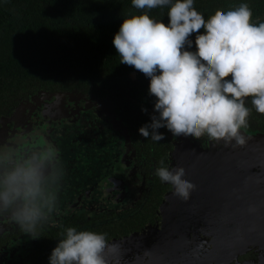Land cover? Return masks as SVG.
I'll return each instance as SVG.
<instances>
[{"label":"clouds","instance_id":"9594fccd","mask_svg":"<svg viewBox=\"0 0 264 264\" xmlns=\"http://www.w3.org/2000/svg\"><path fill=\"white\" fill-rule=\"evenodd\" d=\"M171 0H132L136 9L163 7ZM169 23L147 12L124 18L113 45L120 63L150 78L149 93L158 115L139 128V134L162 141L166 127L173 136H204L225 146H244L251 97L256 112L264 114V21L252 23L248 4L218 9L205 20L194 0H176L167 13ZM203 29V33L200 30ZM195 39L197 50L189 51ZM230 77V79H229ZM147 112V109H143ZM58 149L51 144L34 149L0 146V216H10L31 238L53 211L51 186L59 179ZM161 182L174 186L175 195L189 200L196 185L184 179L185 168L158 167ZM122 246L106 235L68 227L52 250L49 264H120Z\"/></svg>","mask_w":264,"mask_h":264},{"label":"flooded vegetation","instance_id":"af4514ba","mask_svg":"<svg viewBox=\"0 0 264 264\" xmlns=\"http://www.w3.org/2000/svg\"><path fill=\"white\" fill-rule=\"evenodd\" d=\"M128 77H139L145 91L149 87L148 77L136 69ZM122 91L123 95L79 86L40 88L0 114L3 139L6 130L14 127L10 117L24 113L19 118L27 123V149L47 144L58 149L59 175L51 186L55 207L37 226L39 238H31L10 216H0V264H49L52 250L68 227L103 233L109 241L160 226L162 204L174 186L161 182L156 169L171 170L174 154L186 139L207 149L225 145L207 136L175 137L166 127L158 130L165 134L164 140L144 138L139 128L158 115L156 98L146 97L149 103L144 105L146 98ZM251 99L245 98L250 115L247 128L241 130L264 134V114L256 112ZM2 145L14 147L16 143L10 138Z\"/></svg>","mask_w":264,"mask_h":264},{"label":"trees","instance_id":"16d2710c","mask_svg":"<svg viewBox=\"0 0 264 264\" xmlns=\"http://www.w3.org/2000/svg\"><path fill=\"white\" fill-rule=\"evenodd\" d=\"M175 2L136 9L132 0H0V114L40 88L79 86L100 94L125 90L136 98L153 97L141 85L142 75L128 77L135 68L120 63L113 39L124 18L134 14L147 12L168 24ZM245 3L252 23L264 21V0H194V7L207 20L218 9L226 12ZM197 34L189 37L187 50H197Z\"/></svg>","mask_w":264,"mask_h":264},{"label":"water","instance_id":"95a60500","mask_svg":"<svg viewBox=\"0 0 264 264\" xmlns=\"http://www.w3.org/2000/svg\"><path fill=\"white\" fill-rule=\"evenodd\" d=\"M15 116L10 132L27 149L24 113ZM241 132L244 146L180 144L171 170L184 167L196 187L187 201L168 193L160 226L108 241L122 246L120 264H264V134Z\"/></svg>","mask_w":264,"mask_h":264},{"label":"rangeland","instance_id":"374dc122","mask_svg":"<svg viewBox=\"0 0 264 264\" xmlns=\"http://www.w3.org/2000/svg\"><path fill=\"white\" fill-rule=\"evenodd\" d=\"M11 130H12V129H11ZM11 130H10V129H9V130H6V131H7L6 136L2 139L3 141H1L0 144H1V143L8 142V141L10 140V138H11V140H13L14 144L16 143V146L14 145V147L18 148V146H17V140H16L15 138L12 137V134H11V132H10ZM241 131H242V130H241ZM245 132H247V131H245ZM247 133H248V132H247ZM249 134H250V133H249ZM8 135H9V138H8V140H7ZM5 139H6V140H5Z\"/></svg>","mask_w":264,"mask_h":264}]
</instances>
